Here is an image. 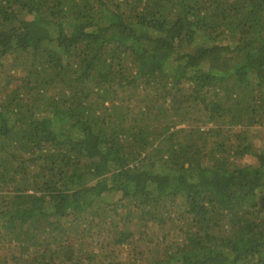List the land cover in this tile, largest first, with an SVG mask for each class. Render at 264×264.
Returning a JSON list of instances; mask_svg holds the SVG:
<instances>
[{
	"label": "trees",
	"instance_id": "trees-1",
	"mask_svg": "<svg viewBox=\"0 0 264 264\" xmlns=\"http://www.w3.org/2000/svg\"><path fill=\"white\" fill-rule=\"evenodd\" d=\"M0 264H264V0H0Z\"/></svg>",
	"mask_w": 264,
	"mask_h": 264
},
{
	"label": "rangeland",
	"instance_id": "rangeland-1",
	"mask_svg": "<svg viewBox=\"0 0 264 264\" xmlns=\"http://www.w3.org/2000/svg\"><path fill=\"white\" fill-rule=\"evenodd\" d=\"M3 249H5V251H6V254H7V253H8V250H9V248H8L7 246H4V247L2 248V250H1L2 252H3ZM96 251H98V250H96ZM120 256H121V258H122V257H124L125 255H124L123 253H121V255H120Z\"/></svg>",
	"mask_w": 264,
	"mask_h": 264
}]
</instances>
